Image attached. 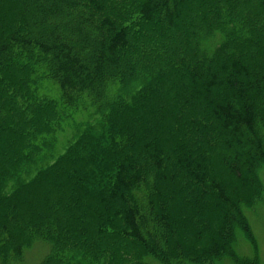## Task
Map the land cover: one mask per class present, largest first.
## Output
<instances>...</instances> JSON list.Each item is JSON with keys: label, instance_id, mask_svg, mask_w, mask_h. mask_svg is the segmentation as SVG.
Returning a JSON list of instances; mask_svg holds the SVG:
<instances>
[{"label": "trees", "instance_id": "trees-1", "mask_svg": "<svg viewBox=\"0 0 264 264\" xmlns=\"http://www.w3.org/2000/svg\"><path fill=\"white\" fill-rule=\"evenodd\" d=\"M263 170L264 0L0 7V264H261Z\"/></svg>", "mask_w": 264, "mask_h": 264}, {"label": "rangeland", "instance_id": "rangeland-1", "mask_svg": "<svg viewBox=\"0 0 264 264\" xmlns=\"http://www.w3.org/2000/svg\"><path fill=\"white\" fill-rule=\"evenodd\" d=\"M0 7L7 8L8 0L2 1L0 4ZM40 114H42V112H40ZM262 176L264 179V170L262 171ZM248 214H249L252 226L254 228V231L256 233V236L258 238L260 261H261V264H264V201L263 203L259 205L257 210L253 212L249 211ZM38 246L31 249V251L28 253L30 264L34 263L47 250V247L43 246V244L38 245ZM237 249L240 253L244 255L251 254L252 252V247L250 246L249 242L243 236H240L239 238ZM225 264H232V263L228 261Z\"/></svg>", "mask_w": 264, "mask_h": 264}]
</instances>
